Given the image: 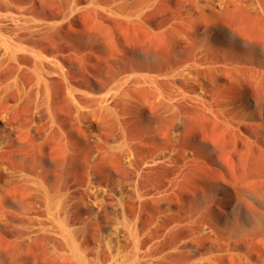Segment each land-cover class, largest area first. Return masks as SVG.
<instances>
[{"label": "rangeland", "instance_id": "1", "mask_svg": "<svg viewBox=\"0 0 264 264\" xmlns=\"http://www.w3.org/2000/svg\"><path fill=\"white\" fill-rule=\"evenodd\" d=\"M99 1L61 20L58 4L29 0L26 14L35 26L18 35L62 74L41 86L27 54L18 58L20 69H0V81L16 83L10 116L21 126L0 154L16 174L0 194L11 223L0 230V264H132L125 235L117 238V256L110 251L124 219L144 242H158L159 264L191 261L174 246L190 238L198 222L215 230V238L198 241L211 261L233 264L239 260L229 252L238 249L264 264V0L258 7L245 0H154L126 16L112 10L111 0ZM70 87L81 102L116 93L119 106L94 118L99 142L91 143L85 121L74 117ZM42 98L50 128L38 140L26 126ZM115 145L127 146L134 167ZM165 150L173 158L151 164ZM90 175L124 218L107 212L91 219L84 203ZM39 186L51 198L66 197L64 227L76 235L75 252L58 231L27 224L39 207ZM157 197L169 211L159 208Z\"/></svg>", "mask_w": 264, "mask_h": 264}, {"label": "bare ground", "instance_id": "2", "mask_svg": "<svg viewBox=\"0 0 264 264\" xmlns=\"http://www.w3.org/2000/svg\"><path fill=\"white\" fill-rule=\"evenodd\" d=\"M13 0H0V69L9 64H16L17 68H21L19 65V57L25 54L30 55L34 61V72L37 77V82L41 86L45 85L46 78L62 74V67L53 61L48 60L41 53L36 51L30 43V40L24 39L18 35L21 30H32L35 26L34 19L29 18L26 14V9L29 7V0H19V4H14ZM52 3H56L61 6L64 10V14L61 16V20L67 19L72 14L81 9L83 5L89 3L90 5L98 4L99 0H90L89 2H83L82 0H45ZM112 5L115 7L113 11H118L122 15L126 16L129 12H136L139 8L146 7L151 4L154 0H111ZM240 1V0H239ZM250 6L258 7L259 0H245ZM204 3L205 1H201ZM110 3V4H111ZM102 4V3H101ZM262 4V3H261ZM111 5V6H112ZM219 6V3L216 4ZM214 5V7L216 6ZM208 3L205 2V7H208ZM249 6V5H248ZM201 7V6H200ZM111 8V7H109ZM259 9V8H258ZM137 16V15H136ZM264 71V70H263ZM264 73V72H263ZM263 76V75H262ZM254 79L255 84L261 83L259 81L258 73L255 72ZM253 79V80H254ZM177 81V78H173ZM149 83L156 87L155 81H149ZM122 85V84H121ZM201 86V85H200ZM16 87V83L13 81L2 82L0 81V154L6 153L7 145L11 141L18 139L17 130L21 126H17L16 123L10 116V110L13 107L9 101V93ZM165 87V86H164ZM199 87V86H198ZM258 87V86H257ZM121 87L115 90L117 94L121 92ZM160 89V88H158ZM162 92V91H161ZM176 92V91H175ZM202 92V91H201ZM114 93V92H113ZM180 93V92H179ZM161 94V93H159ZM174 94V93H173ZM79 91L70 87L68 91L69 104L73 110L74 117L79 122L80 117L85 121L87 126V137L91 143L99 142L100 136L94 127V118L101 115L103 111H113L119 106L118 102L114 99L116 93L103 99H94L88 102L80 99ZM93 98V97H92ZM91 98V99H92ZM95 98V97H94ZM153 98V97H152ZM160 99V98H159ZM158 99V100H159ZM151 100V99H150ZM122 101V100H121ZM85 102V103H83ZM154 102V101H153ZM198 104V103H197ZM201 104V103H200ZM50 118V112L48 104L44 98L40 99L37 103L31 118L27 122L26 130L27 134L33 138L41 140L48 133L50 125L48 124ZM178 124L176 128H179ZM119 137V136H117ZM118 141V138L115 139ZM114 142V141H113ZM113 149H119L122 154L123 162L128 167L135 166V160L131 152L127 149V146H111ZM186 150V149H185ZM191 153V152H190ZM173 158L171 150H165L158 154L151 164L162 163L169 161ZM141 167L138 168L140 170ZM185 171V170H184ZM188 172V171H187ZM14 171L10 169L3 160H0V194H4L6 188L15 177ZM137 173L131 176V180L136 179ZM182 177V176H181ZM88 190L84 195V203L89 210L90 217L92 220H98L102 215L107 212H112L120 215L124 218L123 211L120 207H115L110 204L108 200H104L103 191L96 187L97 177L90 175L89 177ZM183 179V178H182ZM171 184V183H170ZM41 186V185H40ZM39 186L38 192V204L39 207L35 213L31 214L28 223L31 228L37 230H56L66 240L69 248L72 252H75V233L68 232L64 225V213L65 209H62V203L66 199L65 196L58 198H51L46 192L45 195L41 190H44ZM46 190V189H45ZM44 190V191H45ZM110 190L116 196L121 195V190L115 185L110 186ZM159 195V194H158ZM122 198V196H120ZM159 208L164 211L170 210V204L161 197L154 198ZM2 201V198H1ZM3 204V203H2ZM109 225L105 227L104 231L113 224L109 222ZM124 228L116 229L113 232L114 242L110 243V251L113 253V257H116L117 252V238L125 235L126 239L130 241V249L128 251V261H132V264H159L157 261V241L144 242L141 236L138 234L136 226L132 222L124 219ZM11 227L10 218L6 214L4 205L0 207V230L5 231ZM214 228L202 222H198L192 229L190 238L182 239L180 243L176 244L174 248L176 250H183L189 253L191 261L186 264H216L215 261H211L209 257L202 254V250L198 245V241L202 239H213L215 238ZM122 238V237H121ZM120 239V238H118ZM121 241V240H119ZM119 243V242H118ZM127 252V251H126ZM233 258H237L239 261H232L233 264H255L250 261L246 254L238 249H233L229 252ZM130 264V263H129Z\"/></svg>", "mask_w": 264, "mask_h": 264}]
</instances>
